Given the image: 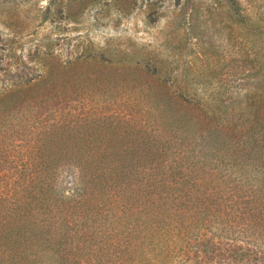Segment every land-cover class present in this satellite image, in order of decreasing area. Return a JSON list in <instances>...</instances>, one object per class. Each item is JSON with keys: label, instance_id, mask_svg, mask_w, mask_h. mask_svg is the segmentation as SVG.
Instances as JSON below:
<instances>
[{"label": "rangeland", "instance_id": "1", "mask_svg": "<svg viewBox=\"0 0 264 264\" xmlns=\"http://www.w3.org/2000/svg\"><path fill=\"white\" fill-rule=\"evenodd\" d=\"M255 67L264 68V0H0V212L27 201L29 152L48 146L46 133L80 134L74 147L144 150L138 181L152 184L147 209L142 189L124 192L126 212L115 207L105 222H85L88 241L74 245L78 232L64 240L67 251L52 245L38 258L12 259L0 247V264H264V197L232 191L229 173L198 148L197 164L180 153L208 132L199 110L181 104L187 99L216 97L233 114L264 116V79L242 77ZM160 149L173 152L150 162ZM255 161L244 178L257 188L263 161ZM58 162L55 183L71 186L77 156ZM161 164L192 170L187 177L197 189L184 190L185 202L171 178L169 193L179 199L158 200L155 186L166 192L158 181L170 176ZM231 171L233 178L244 173ZM212 188L217 196L205 202ZM74 195L60 197L70 207ZM112 197L104 199L112 204ZM36 210L27 220L38 218L42 227L46 207Z\"/></svg>", "mask_w": 264, "mask_h": 264}, {"label": "trees", "instance_id": "2", "mask_svg": "<svg viewBox=\"0 0 264 264\" xmlns=\"http://www.w3.org/2000/svg\"><path fill=\"white\" fill-rule=\"evenodd\" d=\"M255 58V60L259 59V54H256ZM256 68L251 72H242V77L260 76L264 79V68ZM163 78L166 79L167 77L158 79L163 80ZM24 91L15 90L14 94L17 95ZM179 92L183 95L181 88ZM184 103L193 106L191 110H199L200 117L203 118L208 132L207 134L202 132L196 135L195 145L191 146L193 147L192 151H188V153L181 151L180 153H184L186 159L189 157L197 158L192 162L197 164L200 162V158L194 150L198 148L201 156H209L216 163L215 168L217 170L221 173H229V179L224 178V181H231V185L234 187L232 191L239 189L241 192L248 193L249 196L264 197V177L261 185L257 188L249 185V180L244 178L248 167L252 166L256 159L263 161L257 165L263 168L258 169V172H262L264 175V143L260 144V141H264V134H260L264 130V116L256 115L252 119L250 116L245 118L244 113L233 114L229 111L226 100L220 102L216 97L200 101L187 99V102L181 104ZM181 104L172 102L170 106L178 108ZM75 134L73 131L67 130L60 131L58 134L46 133L43 140L47 141L48 146L30 150L29 154L32 155V158L29 157L31 158L29 171L34 175L27 180L25 191L28 199L23 204H12L9 212H0V222L6 224L4 231L0 230V247H7L6 252H4L5 256L7 255L12 259L38 258L40 253L43 252L41 255H44L46 250L52 248V245H57L59 249H63L61 251L65 252L67 247L64 246V240L78 232L80 234L74 245L84 239L88 241L93 234L90 233V229H87L86 224L93 227L96 222H105L104 217L110 218V212L115 210V207L126 212L127 207H123L120 203V199L123 200L124 197L120 194L124 192L134 194L142 189L140 193L146 203L145 209L150 206L151 202L144 196L152 184L148 181L139 182L137 176L142 172L145 173L143 170L145 168H141L139 162L140 159L148 155L146 151L123 147L114 150L108 146L97 149L74 147L72 146L74 141L81 139L80 134ZM172 152L169 149L156 150L149 156V161L153 162L155 158ZM69 156H77L79 161L78 166H76L78 169L77 177L74 175L76 179L71 186L67 185L66 187L63 183L59 186L54 180L57 174L60 175L61 173L58 170V161ZM178 165L185 167L182 164ZM227 165H231V168H227ZM236 166H240L244 173L233 178L234 175L231 170ZM160 169H166L168 175L171 176L165 177L167 180L158 181L166 192H162L157 185L155 186V194L161 203L166 202L175 205V200L179 198L180 202H185L187 194L182 195L184 190L192 192L197 189L196 185L191 184L194 180L193 177H187V175L193 174L192 170L189 171L187 167L185 174L180 172L178 167H172V164H161ZM168 178L177 180L176 191L179 193V198H175V200L169 193L171 190L174 191L175 183L169 182ZM256 178L260 179V176ZM212 189L211 195L205 196V202L210 200L212 194L216 195L214 194L216 193L215 188ZM67 190H72L74 196H78L70 203V205H75L70 207H67L68 202L66 203L60 197ZM109 192L114 193L108 196H114L112 197V204L104 199L108 198ZM228 194L239 196L230 191ZM98 199L104 200L99 201ZM188 201H191V197L188 198ZM262 202H264V198ZM94 206H98V210H94ZM180 206H184V204L181 203ZM43 207H46V211L42 214L44 218L42 227L39 226L40 220L38 218L27 220L28 215L26 213L28 211ZM75 208L76 210H69ZM120 216H123V212ZM77 217L81 219L80 222L77 221ZM85 222L86 224H84ZM58 234L62 238L54 240L55 243L52 244L53 236ZM2 239H5L6 242L3 243ZM66 254L64 253L62 257H65ZM66 258L68 257L66 256Z\"/></svg>", "mask_w": 264, "mask_h": 264}]
</instances>
